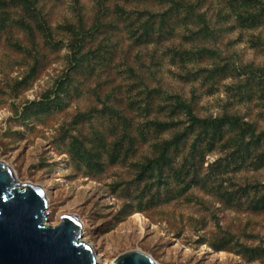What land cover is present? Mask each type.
<instances>
[{
    "label": "rangeland",
    "instance_id": "374dc122",
    "mask_svg": "<svg viewBox=\"0 0 264 264\" xmlns=\"http://www.w3.org/2000/svg\"><path fill=\"white\" fill-rule=\"evenodd\" d=\"M174 1L188 9L171 0H32L50 43L33 11L0 0V161L45 191L48 225L77 215L106 264L133 250L158 264H264V165L257 150L246 161L232 154L234 131L197 150L191 135L170 148L162 173L140 176L188 125L162 109L168 95L192 101L200 117L229 113L264 133V27L241 26L229 0ZM151 13L170 26L139 38ZM69 26L88 34L79 59ZM57 88L51 108L28 109ZM156 119L182 122L159 131Z\"/></svg>",
    "mask_w": 264,
    "mask_h": 264
},
{
    "label": "water",
    "instance_id": "95a60500",
    "mask_svg": "<svg viewBox=\"0 0 264 264\" xmlns=\"http://www.w3.org/2000/svg\"><path fill=\"white\" fill-rule=\"evenodd\" d=\"M49 200L32 183L17 181L0 161V264H98L94 247L84 240L77 215L47 224ZM113 264H158L140 251H129Z\"/></svg>",
    "mask_w": 264,
    "mask_h": 264
},
{
    "label": "trees",
    "instance_id": "16d2710c",
    "mask_svg": "<svg viewBox=\"0 0 264 264\" xmlns=\"http://www.w3.org/2000/svg\"><path fill=\"white\" fill-rule=\"evenodd\" d=\"M24 6H26L30 14L37 18L38 23L37 27L43 32L48 42H52V32L51 29L45 25V22L38 17V9L37 6L34 7L32 0H19ZM175 2L176 8L185 7L188 9V6H185L182 1ZM230 5H232L235 9L236 19L244 28H257L264 27V0H229ZM195 7L189 9L195 14ZM37 12V13H36ZM157 17H160L159 25L156 28ZM198 19L204 23L202 27V31L209 32V28L206 26V18L204 16H198ZM168 20L166 14L157 15L155 13L149 14V17L145 21V28L141 33L139 38L151 39L153 34L156 32H161L159 35H163V31L167 30L169 27ZM166 27V28H165ZM68 30L73 33V41L71 43V49L73 54L79 59L81 57L80 50L82 48L83 42L85 40V36L88 35L85 33V30L82 28L75 29L73 26H69ZM158 35V36H159ZM185 53V52H184ZM212 74V73H211ZM253 76L254 73L249 72V75ZM251 76V77H252ZM59 89L57 88L55 91L49 92L46 96L47 99L41 100L39 102H32L28 107L29 110L38 114L40 111H44L45 109H49L52 106V103L56 102V100L51 98V94H57ZM153 93H156L154 91ZM56 95L55 97H57ZM169 100L172 102L165 103V106L162 109H169L170 114L176 118V116L185 115L187 117L188 125L182 129L177 130V133L173 137L172 140L166 141L163 143V147L161 150V154L157 159L149 160L148 163L144 167V171L141 173V177H143L147 172H151L154 170H159L162 173V163H167V152L172 147H179L182 145L187 138L191 135H196L194 140V147L196 150L198 149L199 143L206 142L209 148L214 147L218 140H222L224 137L228 136V132L234 131L233 133V142L234 147L231 148L232 154L239 155L243 161H246L249 157L253 155L255 150L258 151L256 154V163L258 166L264 165V133L261 132L258 135L253 127V125L249 122H245L240 116L230 115L229 113H224L220 116H209V117H200L195 112L194 105L192 101H188L183 96L179 94H171L168 95ZM47 102V103H46ZM34 103V104H33ZM182 121L179 119L169 120V121H160L158 119L149 121L151 127L156 130L163 131L169 128L179 127ZM76 148L77 154L79 156H84L85 151L81 145L74 146ZM86 149V148H85ZM89 151L88 149H86ZM90 152V151H89ZM92 152H90L87 160H92ZM180 168L179 170H175V174H184L187 176L189 170ZM180 171V172H179ZM179 172V173H178ZM186 179V177H184ZM182 187L184 190H188L191 186V182H185L184 179H181ZM187 180V179H186ZM264 205V198H261Z\"/></svg>",
    "mask_w": 264,
    "mask_h": 264
},
{
    "label": "bare ground",
    "instance_id": "6f19581e",
    "mask_svg": "<svg viewBox=\"0 0 264 264\" xmlns=\"http://www.w3.org/2000/svg\"><path fill=\"white\" fill-rule=\"evenodd\" d=\"M139 221H140L141 227L144 229L145 220H144V218L142 216H139ZM82 234H83V228H82ZM84 240L87 241L86 239H84ZM97 261H98V264H106V262L103 260L102 256H98V253H97Z\"/></svg>",
    "mask_w": 264,
    "mask_h": 264
}]
</instances>
